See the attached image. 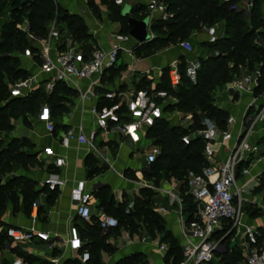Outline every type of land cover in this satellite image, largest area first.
I'll list each match as a JSON object with an SVG mask.
<instances>
[{
  "label": "trees",
  "instance_id": "obj_1",
  "mask_svg": "<svg viewBox=\"0 0 264 264\" xmlns=\"http://www.w3.org/2000/svg\"><path fill=\"white\" fill-rule=\"evenodd\" d=\"M220 1L161 0L169 18L167 20L155 19L151 24V32L155 34L154 39L137 46L135 49L136 54L147 57L188 40L192 32H201L205 27L224 23L223 34L212 44L204 43L213 54L217 53V55L209 56L206 59H198L195 77L192 78L188 75V59L182 56L178 62L181 75V83L176 88L178 92H175L169 83V67L162 70L160 81L155 86L156 92H163L176 98L177 103L167 108V110H175L184 115H191L192 123L187 128H182L180 126H170L165 119L159 118L146 132V139L153 146H161V150L159 156L149 164L148 171H143L142 177L145 181L152 182L156 186L159 185L162 176L167 180L175 179L178 181L179 193L184 203L188 202L185 203V213L188 215L187 222L193 220L192 214L196 211V208L192 199L185 195V177L190 171L200 174L208 166V163L202 156L203 143L194 139L189 145L185 146L181 141L182 137L200 128L202 118L211 121L220 129L226 127L228 113L215 107L211 94L217 87L226 85L234 78L239 77L245 70L254 72L257 66L259 87L256 90V95L261 94L264 90V15L262 14L264 0H252L251 9L248 13L232 9L237 0L222 4H220ZM101 2L107 3L111 9L110 17L115 22H119L122 33L127 34V23L121 15V7L115 6L112 0H101ZM87 6L92 10L96 9L94 0H87ZM5 8L10 9L8 18H5V14H3ZM131 14L137 19H144L147 16L143 6L133 7ZM24 19L27 23L28 33L37 38L44 39L48 26L55 21L57 27L64 24L75 39L80 41L89 39V36L85 33L86 26L82 19L75 15H69L53 0H0V132L12 131L11 122L20 119L23 121V125L29 127L30 123L27 116L34 115L38 111L36 106L37 94L33 93L24 98L10 96L11 86L16 81H25L29 77L26 70L19 68V59L14 57L13 54H23L25 51L37 53L38 50L27 38L26 32L17 28V25L22 24ZM64 49L65 45L60 44L59 50ZM82 49L87 51L85 50L87 48ZM144 85V83L138 85V88ZM37 90L43 93L46 105L50 107L52 113L67 111L65 96L73 93L65 85L56 83L49 95H46L42 87ZM117 101L118 99H115V102ZM111 104L110 101L106 100L100 106H110ZM62 129L66 130V127H62ZM23 143L24 145L17 140H9L5 146L0 148L1 177L6 178V175L12 172L13 163L23 167L28 162L35 160L36 156L21 151L23 147H26V143ZM109 145L113 144L109 143ZM87 171L89 178H92L96 173L94 169ZM261 181H264V176ZM35 187V183L23 177H14L5 184L0 183V228H7L1 221L3 195L9 196L8 203L12 205L14 213L18 209H22L27 213L34 202L32 198L36 200L38 196ZM107 189L108 187H102L93 193V196L99 201L97 207L99 210L108 215L111 212L114 216H119L120 219L117 220L118 227L119 222L121 225L124 222L123 220L137 217L140 221L138 225L133 226L129 222L130 235L139 233L141 229L152 239L156 235L162 234V242L168 245L165 262L168 263L172 259L173 263L176 264L181 261L180 245L166 231L165 221L162 217L155 214L152 209L153 202L151 199L154 197V193L150 189L140 188L131 205L127 199L115 204L113 195L108 200L104 199L103 196H105ZM19 200L21 201L20 208L18 205ZM91 221L93 224L81 222L85 228L80 231L81 239L82 241L86 240L83 250L95 252L94 250L101 248L100 253L108 252L111 255L113 249L106 244L105 239L101 236L102 231L97 219L92 217ZM117 228L109 231V236H119ZM228 229L229 226L226 225L224 230L216 235L218 239L222 238L221 242L226 246L224 253L216 255L217 261L219 264H240L243 262V258L237 247H233L231 255L229 254L228 240L231 234L224 237ZM4 241L5 236L2 233L0 234V247ZM14 251L29 264L27 262L29 257H25V253L19 249ZM100 260L91 257L90 254V260L86 264H100ZM62 264L81 263L75 260L73 262L65 261ZM116 264L146 263L142 254L135 253L119 260Z\"/></svg>",
  "mask_w": 264,
  "mask_h": 264
},
{
  "label": "built area",
  "instance_id": "obj_2",
  "mask_svg": "<svg viewBox=\"0 0 264 264\" xmlns=\"http://www.w3.org/2000/svg\"><path fill=\"white\" fill-rule=\"evenodd\" d=\"M112 2L117 7H123L127 0H112ZM144 7L150 23L153 22L155 13L159 14L158 19L167 20L169 18L161 0H148ZM26 34L29 39L38 44L39 69L41 73L48 76L42 86L44 92L49 95L56 83L77 88L78 82L90 80L89 88L79 95L81 101L94 97V88L99 85L100 78L105 72L116 67L120 52L131 54L133 51L132 48L124 47L125 44L132 42V39L128 34L122 33L114 34V44L107 50L94 48L88 52L82 47L71 46L68 42L64 50H59L56 44L58 37L55 21L51 22L47 28V38L34 37L28 33L27 26ZM150 35L154 39L155 35L152 32ZM209 35L210 40L215 42L213 28L209 29ZM177 46L186 54L193 51V46L188 40L178 43ZM214 55L216 56L217 53ZM195 63L193 60H188V75L192 78L196 75ZM168 80L173 89L179 87L181 75L178 63L169 66ZM258 87L259 74L247 70L225 85L227 93L250 98L236 131L232 130L236 125V118L232 115H228L224 129L202 118L201 127L181 139L185 146L194 139L200 140L203 143L202 156L208 166L200 174L190 171L185 177V195L192 199L196 208L192 214V221L187 222L188 215L184 219L183 212L186 210V205L181 194L176 190L165 194V207L158 211V213H168L176 205L180 214L184 243L181 246L182 259L176 264H209L217 261L216 255L224 253L226 246L222 244V238L218 239L216 235L221 233L226 225L229 229L224 237L235 232L242 238V243L238 244L237 248L241 252L243 264H264V233L242 221L243 206L247 202L245 189L249 188L251 183L258 186L264 176V168L253 176L250 174L256 164L264 163V151H260L257 143L251 142L255 127L259 125L264 129V90L256 95ZM32 89L29 82L21 83L10 90V96L24 98ZM114 96L112 93L105 95V99L112 103L110 106L95 105L91 108L90 113L94 122L87 133L81 127L69 128L59 135L58 146L67 150L75 144L76 147H84L87 155L102 158L99 145L102 141L107 142L110 136L119 137L123 141L128 138L133 146H138L142 140L146 139L147 130L155 124L156 119L160 118L154 111L153 105L142 98H129L115 102ZM259 100L261 103L257 105ZM252 109L255 110L254 113L251 112ZM37 122L44 127L49 136H53L55 124L48 105L40 108ZM159 154V149L154 146L148 163H152ZM41 155L47 167L60 169L66 164L65 158L58 155L52 146L44 147ZM242 164L244 166H241ZM5 180L6 178L0 176L1 184ZM64 185V181L53 172L44 182L49 193L62 191ZM69 201L73 206L75 221L90 223L92 217L95 216L103 233L118 227L117 219L104 211L99 210L94 215L93 191L87 189L85 180L76 181L71 186ZM39 204L37 201L31 204L29 220L32 225L39 220ZM2 233L5 241L0 247V264H27L14 251L15 249L22 250L25 245L38 241L46 244L49 249L58 245L56 237L52 238L48 233L38 231L33 226L29 229L14 226L6 229L0 228V234ZM260 244L263 248H259ZM65 246L75 255L79 263L89 262L90 254L83 250L84 243L80 231L73 224L68 227ZM158 250L165 254L168 248L160 244ZM57 262L58 260H51L44 264H56ZM166 264L175 263L171 259Z\"/></svg>",
  "mask_w": 264,
  "mask_h": 264
},
{
  "label": "crops",
  "instance_id": "obj_3",
  "mask_svg": "<svg viewBox=\"0 0 264 264\" xmlns=\"http://www.w3.org/2000/svg\"><path fill=\"white\" fill-rule=\"evenodd\" d=\"M147 3L148 0H127L125 5H132L133 7H140V6L144 7ZM58 4H60L62 8L68 10V12L71 15L78 16L83 20L88 30V36H90V47L88 49H85L88 52L93 50L94 48L103 49V50L109 49L114 44L113 41L114 34L122 33L121 24L111 19L107 5H105V3H102L101 0H94V6L96 7L95 9L96 12L88 8L87 1H83V0H60L58 1ZM124 6L121 7V11L124 8ZM158 18H159V14L155 13L154 20ZM212 28L215 31L216 39L223 34L222 25H217V26L215 25ZM199 40L200 43L207 42L210 40V35L206 34V32L204 31L200 32ZM56 44L59 48L60 44L66 46L67 43H61L58 40ZM136 45L137 43L135 41H132L128 44H125L124 47L130 49L135 46L136 49L137 46H139ZM135 49L134 52L132 51V53L129 54L131 55L132 61H130V64H128L129 67L127 68L128 69L127 72L122 73L120 81L117 79L116 80L113 79L112 82L103 81L104 76L107 75L111 70L105 72L100 78L99 85L94 88V97H90L89 99H86L84 101H81L79 98L80 93L85 92L89 88L91 83L90 80H82L78 82L77 88L67 87L76 96V99L74 100V106L70 112L71 114L70 116L66 115L67 111L57 114L52 113L53 122L54 124L58 125L59 134H56V129H55V132L51 137L48 135V133L45 131L44 127L41 124H40L41 127L31 130L24 126L23 127L19 126L20 123L23 124L22 120L12 121V126L14 127L12 133L15 132V134L10 135L9 140L21 139L26 144L32 146L31 150L30 149L28 150L27 147H23L21 151L29 152L31 155L36 156L38 160L43 161L44 158L41 155L42 149L46 146H52L58 155L65 158V163H66L65 166L60 169L46 167L43 172L39 170L37 171L36 169H31L30 172H26L23 170L21 171V168L19 166L18 169L16 171L14 170L12 174L6 175V180L4 184L8 180L14 177H27L37 183V186L35 187V192L38 193L36 201L40 203L39 211H38L39 220L34 225L31 224L29 220L31 207L27 213H25L22 209H18V211L14 213L12 207L9 205L6 214L1 217V221L6 225V227L14 226V227H22L25 229H29L33 226L38 231L48 233L52 238L56 237L58 242V245L53 249H49V247L46 244L39 241L31 245L23 246L24 250L22 249L20 251H22L25 254L27 253L33 256V261L31 262V264H44L51 260H58L56 264H62L61 258L56 257L55 253H58V251L60 250H65L66 248L65 241L67 239V232L69 225L73 224L78 227L79 231L82 230L81 223L73 219V211H72L73 206L69 201L70 188L76 181L85 180L87 189L93 191V193L96 191V189H94L95 179L88 177V171L84 164V160L87 156L86 149L84 147H76L75 144H73L72 147L67 150L62 149L61 147L58 146L57 141L59 139V135L65 131L62 129V127H66V130L69 128L77 129L78 127H81L83 131L87 133L92 128L94 122V119L90 113L91 108L95 105L98 107H102L100 105L102 102L106 101L105 95L108 92L114 91L113 93L115 94L116 90L118 88L121 89L122 86H127V87L130 86V88L132 89L134 88L136 75L145 76L149 72L155 73L166 66H169L174 63H178L180 57L182 56L186 57L188 60H193L196 63L197 60L199 59L198 56H194L196 55L194 52V48L190 54H186L177 45L169 47L160 52H156L155 54H152L150 56L147 57L142 56L139 58L135 56L136 54ZM207 52H206V58L211 55V52L209 53ZM124 53L125 52H120L119 57L121 55H124ZM39 66H40V62L36 63L35 61L31 60V61H25L23 67V69L26 70L31 76L33 75L29 82L30 87H33L32 90L38 87H42L44 82L48 79L47 75H44L43 73L40 72ZM254 72H258V69L255 70ZM129 98L132 97H125V99H129ZM66 99H68V97ZM249 101L250 98L248 96H238L233 93L230 94L224 91V94L222 95L221 100L219 101L218 107L219 109L226 111L228 115H232L233 117L236 118V125L233 128V131H236L237 128L239 127L241 115ZM260 103L261 101L259 100L257 102V105H259ZM66 108H68V102L66 103ZM254 111L255 110L253 109L251 110L252 113H254ZM58 114L61 115L58 116ZM29 118L28 121L30 123ZM57 118L58 121H56ZM24 129L28 130V135L25 138L20 137L18 135V133ZM109 138L107 142L102 141L99 145L100 147L99 153L101 154V157L106 162V164L109 165L111 168L110 171H108L107 174L103 176L101 182H103L102 183L103 185H107L113 188V197L115 198L117 203H120V200L118 199L120 193L117 192L125 190V192L128 194V200L130 201V205H131V203L133 202V197L138 194V190L141 187L138 185V188L131 190L130 183L128 182V180H126L123 177L124 174L122 173L124 172L125 169L128 168L134 170L140 169L142 173L143 171H145L141 169L142 167L145 169L147 167L149 168L148 159L151 156V152H149L148 155L146 156H140L134 160L132 159L133 156L131 158L129 156V153L138 151L139 147L148 140L147 139L142 140V142L138 146H133L131 149L126 144V140L123 141L119 137L113 138V136H110ZM263 138H264V129L260 128L257 130L256 133L253 134L251 139L252 143H257V145L260 148V151H264V148L260 145L261 139ZM109 143H112L113 145L118 147V154L115 153L116 158L111 161L109 159H112V155L107 150L109 147ZM122 150H126L127 155H124V157L122 154ZM103 153H105V155H103ZM263 168H264V163L256 164L251 169V173H250L251 176L255 175ZM52 172L58 175L60 179H62L65 183L62 191L60 192L49 193L46 187L44 186V182L48 178V175ZM120 184L121 186L123 185V187L120 190H118L117 188L119 187ZM146 184H148L147 185L148 188L153 190L154 198L156 200V205L158 207L156 209L157 213L158 211H160L162 207H165V194L173 190L179 191V182L176 181L175 179L167 180L164 178V176H162L160 183L157 186L154 185L152 182L151 183L147 182ZM258 186L255 185L254 183H251L249 188L245 189V197L247 202H245L243 206L244 216L242 221L247 225H251L262 230V232L264 233V217H256L244 212L245 205L248 204L257 207L258 209L260 208L262 209L261 204H264V194H261L260 200L258 199L259 201L253 199V193L258 188ZM130 192L131 194H135V195L131 197L132 195L131 196L129 195ZM97 207H98V203L96 198L94 197V201H93L94 215L99 211ZM158 214L165 221L166 231L169 232V234L176 240L178 245H180L181 247L184 243V239L182 236V225L180 221V214L178 213V211H174L172 207L171 211H169L168 213L161 212ZM183 215H185L184 219L188 218V216L186 217L187 214L185 212H183ZM142 237L144 238L145 241L141 243L137 242V240L131 239L130 235L126 233H121L116 240L111 238L109 243L116 248V251L111 256L107 254H102V262L104 264H116L119 260L123 258H126L135 253H140L143 255L144 262L146 264H166L165 255L167 252L164 254L162 252H159L158 250L160 244L166 245V247L168 248V245L162 242L163 235L162 234L156 235V237L152 239L148 236L147 233L144 232ZM241 239L242 238L239 237V235H236V233L233 232L228 240V247L229 248L237 247L238 244L240 245L242 243Z\"/></svg>",
  "mask_w": 264,
  "mask_h": 264
},
{
  "label": "rangeland",
  "instance_id": "obj_4",
  "mask_svg": "<svg viewBox=\"0 0 264 264\" xmlns=\"http://www.w3.org/2000/svg\"><path fill=\"white\" fill-rule=\"evenodd\" d=\"M53 1H55V3H58V1H60V0H53ZM230 1H232V0H221L220 4L229 3ZM251 2H252V0H237L235 5L232 7V9H235V10L240 11V12L248 13L250 11V9H251ZM105 5H107V3ZM107 7H108V5H107ZM64 10L69 15H71L68 12V10H66V9H64ZM93 10L95 11V9H93ZM108 11L111 12V9L109 7H108ZM9 12H10L9 8H5L4 9V13L3 14H5V18H8ZM262 14L264 15V6L262 7ZM215 25L217 26L218 24H215ZM215 25L210 26V27H205L201 32L204 31V32H206V34H209V29H211ZM219 25L223 26L224 23L222 22ZM26 26H27V23H26V20L24 19L22 24H18L17 25V28L20 29L23 32H26ZM57 33H58V35H57L58 40L61 43H67L68 42L69 45H71V46L82 47V48H87V49L90 47V36H89V39H87V40L80 41L78 39H75L74 36H72V33L66 29L64 24H62L60 27H57ZM85 33H87V35H88L87 28H86ZM199 35H200V32H192V34H191L190 38L188 39V41L191 43V45L194 48V52L196 54L194 56H198L199 59H206V52L208 51L207 53H209L211 51L204 45L205 42L204 43L203 42L200 43ZM27 38H28V36H27ZM45 38H47V35H46ZM29 40L32 42V44L36 48L38 47L37 46L38 44L36 42H34L31 39H29ZM132 41H134V40L132 39ZM206 43L207 44H212L213 42L211 40H209ZM132 49H133V52H134L135 46ZM38 54L39 53H38V50H37V53L32 52V51H25L23 54L14 53L13 56L17 57L19 59V68L23 69L25 61H31L32 60V61H35L36 63H38L39 62ZM135 56L137 58L142 57V56H140L138 54H135ZM210 56H215V55L213 54V52H211ZM130 61H132L131 55H129L128 53H124V55H121L119 57V59H118V63L116 65V67L113 70H111L107 75L104 76L103 81H105V82L111 81L112 82L113 79L114 80L117 79V80L120 81L122 73L127 72V70H128L127 68L129 67L128 64H130ZM195 65L197 67L198 63H195ZM169 66H166L164 68H168ZM164 68L160 69L159 71H157L155 73L154 72H149L145 76L136 75L135 76L136 80L134 82V88H132V89L130 88V86L129 87L122 86L121 89H119V88L117 89L116 88L117 90H116L115 94L113 93L114 91H110L108 93L114 94L115 95L114 96L115 99H118L117 102L122 101L123 99H125V97H132L133 99L142 98L144 100H148L150 105H153V109H154V111H156L158 113V116L160 118L165 119L169 123L170 126L172 125V126H180L182 128H187L192 123V116L191 115H184V114L179 113V112H177L175 110L168 111L167 108L172 107L173 105H175L177 103L176 98L174 96H171V95H166L163 92H156L155 91V86L160 81L161 73H162V70ZM255 69L256 70L258 69L257 66H256ZM32 76L29 74L28 79H26L25 81H16L13 84V86H11L10 90L13 87H15L16 85H19L21 83L30 82V79H31ZM143 83L145 84L144 85L145 87L141 86L140 88H138V85H143ZM37 89L38 88L32 90L31 92H29L28 95H31L33 93L38 95V99L36 101V106L38 107V110H40V108L42 106L46 105L47 103H46V100H45L44 96L42 95L43 93L41 91L37 90ZM174 91L178 92V89H174ZM224 91H225V85L222 86V87H217L215 89V91L211 94V99L213 101V104L217 108H219L218 107L219 101L221 100V97L224 94ZM67 97H68V99L66 100V103L68 102V108H66L67 109V114L66 115L70 116L71 115L70 112H71V110H72V108L74 106V100L76 99V96L74 94H67L66 98ZM38 112L39 111H37L34 115H28L27 116V119L30 117L29 118L30 119V126L29 127H26L22 123H20L19 126L20 127L24 126V127L28 128V129H31V130H34V129H37L38 127H41V125L37 122V114H38ZM60 115L61 114H58V116H60ZM20 121H21V119H20ZM56 121H58V118L56 119ZM55 127H56V134H59L58 125H56ZM258 129H260L259 125H257L255 127L254 133H256ZM13 130H14V127H13ZM14 134H15V132L12 133V131H10V132H0V141H1L0 148L2 146H5L7 144V142H9L10 135H14ZM17 141L19 143H22V145H24V143H23V141L21 139H19ZM260 145L264 148V138L261 139ZM25 146L28 148V150L32 149V146L29 145V144H26ZM153 147L154 146L148 140L147 142H144L139 147L138 151L129 153V156H130V158L133 156V158H132L133 160L136 159L137 157H140V156H146V155H148L149 152L152 151ZM156 147L159 149V151L161 150V146H156ZM107 150L112 155V159H109V160L111 161V160L115 159L116 158L115 157V153L118 154V147L115 146V145H109ZM122 154H123V157H124V155H127L126 154V150H122ZM103 155H105V153H103ZM84 164L85 165L87 164V166H86L87 170L94 169L96 171L95 175L92 177V178L95 179V185L94 186H96V191H98L102 187H108V189L106 190L105 196H103L104 199L108 200L110 198V196L113 195V188H111L110 186H107V185H103L102 184L103 182H101V180L103 179V176L106 175L108 171H110V169H111L110 166L106 164V162L103 160V158H96V157H94L92 155H87L86 156V158L84 160ZM19 166L21 168V171L23 170V171H26V172H30L31 169H36L37 171L39 170V171L43 172L44 169L47 167L44 161L38 160L37 158H35L34 161L28 162L23 167L21 165H19V164L13 163V169H12V172H10V174H12L14 172V170L16 171ZM141 169L145 170V171H148L149 168L145 169V168L142 167ZM118 174H119V172H118ZM122 174H124L123 177L126 180H128V182L130 183L131 190L135 189V188H138V185L141 188H148V186H147L148 184H146L148 181H145L143 179L142 172L140 171V169L139 170H134V169H129L128 168V169H125ZM120 175H121V172H120ZM23 178L28 180V181H31V182L35 183V185L37 186V183L35 181H33V180H31V179H29L27 177H23ZM122 187H123V185L121 186V184H120L119 187L118 188L116 187V188L118 190H120ZM148 189H150V188H148ZM151 191L153 193V190H151ZM117 193H120L119 194V198H118L120 200V202H123L125 199L128 200V194L125 192V190L120 191V192L118 191ZM261 194H264V181L261 182L260 185L258 186V188L254 191L253 199L259 201ZM129 195L130 196L132 195L131 197H133L135 194H131V192H130ZM3 196H4V198H3L2 202H1L2 203V207H3V210L1 211V217L6 214L7 208L10 205V203H8L9 196H6V195H3ZM134 197H133V200H134ZM32 201L35 202L36 200H34V198H32ZM114 201H115L114 203L117 204L115 198H114ZM151 201L153 202V205H152L153 208L152 209H153L154 213L159 215L156 212V209L158 207L156 205L155 198L153 197L151 199ZM97 203L99 204L98 200H97ZM129 203H130V201H129ZM18 205H19V208H20V205H21V201L20 200L18 201ZM10 206L12 207V205H10ZM261 207H262V209L261 208L258 209L257 207L251 206L250 204H248V205H245V211L244 212L247 213V214H251L253 216H256V217H264V210H263L264 209V204H261ZM109 213H110L109 214L110 216L115 217L119 221V219H120L119 216H117V215L114 216V214L111 213V212H109ZM123 221L124 222L121 225H120V222H119V227L117 228V231H119V236H120L121 233H126V234L130 235V233H129V228H130L129 227V222L131 224H133V226H136V225H138V223H140V221H139V219L137 217H132L129 220L127 219V220H123ZM90 223L93 224L92 221H90ZM81 227H82V230L85 229L82 224H81ZM140 231H139V233H136L135 235H130V238L134 239V240H137V242H140V243L145 241L144 238L142 237L144 231H142V229ZM101 236L105 239L106 244L109 245L113 249V252L111 254V255H113L114 252L116 251V248L114 246H112L109 243V241H110L111 238L116 240L118 236L117 237L113 236V235L109 236V232H105V233L102 232ZM83 243L86 244V240H83ZM259 248H263V246H261V244H260ZM232 249L233 248H229V254L230 255L232 253ZM100 250H101V248H98V249L94 250L95 252H93V251L89 252L88 250H85V251L89 252L91 254V257H95V258L101 259L99 263L100 264H104L102 262V254H107L109 256H111V255L108 252H101L100 253L99 252ZM55 256L56 257H60L62 263L65 262V261L73 262V261L76 260L75 255L73 253H71L70 251H68L66 248H65V250H60V251H58V253H55ZM25 257H27V258L29 257L27 259V262L29 264H31V262L33 260L32 259L33 256L26 253ZM214 263L215 264H219L218 261H215ZM240 264H243V262L240 263Z\"/></svg>",
  "mask_w": 264,
  "mask_h": 264
},
{
  "label": "water",
  "instance_id": "obj_5",
  "mask_svg": "<svg viewBox=\"0 0 264 264\" xmlns=\"http://www.w3.org/2000/svg\"><path fill=\"white\" fill-rule=\"evenodd\" d=\"M132 8V5H125L121 15L127 23V34L140 46L152 40L150 18L148 16L144 19L133 17L131 14ZM18 135L25 138L28 135V130H21ZM126 144L132 149V142L128 138L126 139ZM94 189H96V186H94ZM173 210L177 211L176 205L173 206Z\"/></svg>",
  "mask_w": 264,
  "mask_h": 264
}]
</instances>
